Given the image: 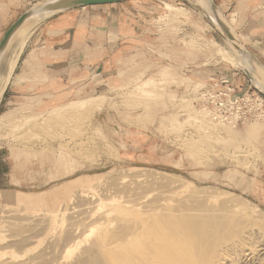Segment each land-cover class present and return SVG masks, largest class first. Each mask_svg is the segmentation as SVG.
<instances>
[{
	"label": "rangeland",
	"instance_id": "1",
	"mask_svg": "<svg viewBox=\"0 0 264 264\" xmlns=\"http://www.w3.org/2000/svg\"><path fill=\"white\" fill-rule=\"evenodd\" d=\"M44 1L47 0H0V35L3 32L5 35L24 12ZM214 1L242 47L254 55L248 42L255 36L257 43L264 47V0ZM166 3L180 11L173 16ZM113 8L120 9L127 18L130 38L127 63L112 79L95 76L75 96L49 108L40 100L31 104H12L7 100L0 103V217L8 220L16 213L14 218L33 213L38 217L36 213L39 212L40 218L45 210L65 203L66 220L89 219L90 215L98 220L99 212L109 207L95 206L98 202L94 198L119 190L115 191L112 179L118 181L122 176L129 184L135 182L137 173H144L156 183L151 190L153 194L161 186H174L172 190L182 192V196L192 187L193 192L215 187L213 194L218 198L229 203L234 201L233 205L243 210L247 218L264 224V115L257 114L255 121L249 118L234 124L218 118L216 121L201 90L214 89L218 82L217 86L223 90L234 87L238 94L255 93L264 98V92L244 72L243 56L199 0H129ZM167 14L170 15L167 17ZM213 41L224 49L225 57L218 49L214 50ZM229 55L234 57V64L229 61ZM254 56L264 64V58ZM94 97L97 100L94 101ZM79 99H88L87 102L92 99L93 102L88 105L86 102L87 106L80 110L60 112L59 108L58 113L50 112ZM189 114L194 115L195 123H192V116L190 123L182 128L177 122H182ZM24 118L32 120L26 122ZM168 177L172 182L169 187ZM173 178L177 179L176 183ZM102 187H110L112 192ZM80 189L86 190L88 197L93 194L94 202L91 200L84 205L72 202L70 195ZM120 192L111 196L118 194L116 199L119 202L122 199L125 204L126 195ZM5 194L8 196L4 197ZM96 195L98 197H93ZM234 195H238L237 198ZM228 196L233 199H226ZM24 204L36 207L33 210ZM21 205L23 217H20ZM69 208L72 211L69 212ZM109 213L105 227L112 225L109 221H113L117 212L114 208ZM101 226L104 227L100 224L99 228Z\"/></svg>",
	"mask_w": 264,
	"mask_h": 264
},
{
	"label": "bare ground",
	"instance_id": "2",
	"mask_svg": "<svg viewBox=\"0 0 264 264\" xmlns=\"http://www.w3.org/2000/svg\"><path fill=\"white\" fill-rule=\"evenodd\" d=\"M199 1L203 7L208 10L207 12H210L213 15L210 0ZM166 6L172 15L173 13L180 11V9L171 3H166ZM53 15L54 13L49 14L46 17ZM169 15L167 14L166 16L168 17ZM43 18L45 17H37L24 24L15 35V38L7 49L5 55L0 59V101L18 64V61L24 52L26 43L33 32L32 29L39 24ZM214 42L215 41H213L212 44L214 45L213 47H215L214 50L218 49L223 56L225 54L223 52L224 49L222 50V48L218 47L219 45ZM243 55H245L244 64H246V66L255 74L260 84L259 88L264 91V67L260 65L253 55L248 54V52H244ZM232 58L234 57H228L229 61L231 60L234 64L235 61H233ZM20 79L23 78L21 77ZM92 99L94 100L95 97ZM92 99H89V102H87L88 99L73 100L68 105L56 107L52 111L50 110V112L58 113L56 110L59 108L60 112L71 111V109L80 110L83 109L84 106L86 107L90 101L93 102ZM206 110H208V107ZM203 111L205 110L203 109ZM60 114L58 116H60ZM175 115L179 116V114ZM28 116L29 115H27V118ZM49 116L52 117V114ZM192 116L194 117V115L189 114V117L184 118L180 123L177 122L176 118V121L173 117L172 118L175 122H177V124H181L183 128L184 124L187 122L190 123L189 121L193 118ZM39 117L40 115L38 118ZM16 118L14 119L17 120ZM31 118L30 120L34 119ZM212 118L213 117L210 119L212 120ZM1 119L2 117H0V120ZM30 120L25 121L30 122ZM198 120L199 119H197V121ZM219 120L218 122L220 123ZM193 121L192 123H195V117L193 118ZM16 122H13V124L16 125ZM20 125L23 126V123ZM179 125H176L175 127H179ZM16 128H18L17 125ZM171 129H173V127ZM19 137L20 136L17 138ZM193 144L194 143H192V146H194ZM202 150L204 151V149ZM243 162L245 163V161ZM134 175H136V173ZM160 175L162 177V174H159V176ZM163 175L165 176V174ZM123 179L122 176L121 180L118 181L117 179H112L114 181H112L114 183H112V185L115 188V191L119 189L126 195L125 197L120 194L121 192L119 193L124 196V200H127L125 201V204L122 199H120L121 204L118 201L119 199H116L118 194L116 196H111L114 195V193L119 192V190L116 192L113 191L114 193L111 195L109 193L103 194L101 192L103 195H99V197L98 195L93 196L98 197V199L94 198V200L98 202L95 206L99 204L101 209L102 207H109L108 210L105 208L107 211H103L102 209L103 214L101 213L102 211L99 212L98 210V215H100V219L98 220V217H96L97 215L95 214V219L92 218L93 215H90L92 216V219L83 218L82 220H66L67 214L65 215V213H68V208L65 203L64 205H62V203L60 206L54 205L51 210H45L46 214L44 211V215L40 218L39 212V214L36 213L39 215L38 217L36 216L37 218L35 217V213L32 214L34 217H31L32 215L30 216V214L27 215L26 213V216L23 217L24 215L22 213V209H24V207L22 205L21 206L23 208L21 207L20 214H22L20 217L23 218H14L17 217V213L15 216L13 215L14 217L11 216V219L9 217L10 220L2 219L0 217V264H264L263 222L262 224H259L254 222L253 219L247 218L248 216L246 217L243 210L233 205L234 201L233 203H229L227 200L223 201L222 198H218L219 196L216 193L213 194L214 191H216L215 187H213L214 190L210 189L213 191L208 194L210 192L209 187L205 189L203 187L201 190L198 189V191L195 189L196 191L193 192V187L191 188L190 185L188 186V189L191 188V190H188V193H185L186 196H182L180 194L182 192L177 193L174 189L172 190L174 186L170 187L171 189L167 188V186H161L162 188L158 192L155 191L156 194L153 191V194L151 190L156 183L146 177L144 173H137V177L135 178L136 180L135 182L132 181L133 183L127 184L125 180L123 181ZM174 179L175 178H173V180ZM168 181L170 182L168 185L169 187L172 182L170 181V178ZM176 181L174 180L173 182L176 183ZM183 181L180 182L183 183ZM181 183H178V185H182ZM96 185L97 183L95 186ZM177 186L175 188H177ZM110 187L108 188L109 190ZM178 188L180 187L178 186ZM106 189L107 188H104L102 190ZM108 189L107 191H109ZM89 193L92 192L90 191ZM221 193L222 192L220 191L218 192L219 195ZM85 194H87L86 190H76L72 192L70 199L73 200L72 202L78 201V204L84 205L87 204V202H91V195H93L91 194L90 197H88L89 195L87 196ZM187 194L189 195L187 196ZM7 196L8 194L4 195V197ZM100 196L102 197L100 198ZM228 198L229 196L226 199ZM74 199H76V201H74ZM236 200L237 199H235V201ZM92 202L94 201L92 200ZM240 203H242V201ZM69 204L73 205L71 202H69ZM236 205H238V201ZM24 206L33 210L34 207H36L25 204ZM89 206H91V204ZM95 206L93 207L95 208ZM83 207L81 208L82 211ZM114 208L117 213H115V217L113 219V214H111L113 216L109 218V220H113L109 221L110 223L112 222L113 226L110 224V227H105L104 223L108 221L107 218L109 217V212ZM3 210L4 209H2V211ZM70 211L72 210L69 208V212ZM11 214L13 213L11 212ZM27 216L29 218H26ZM3 218L5 217L3 216ZM100 224H103L104 227L101 226L99 228Z\"/></svg>",
	"mask_w": 264,
	"mask_h": 264
},
{
	"label": "crops",
	"instance_id": "3",
	"mask_svg": "<svg viewBox=\"0 0 264 264\" xmlns=\"http://www.w3.org/2000/svg\"><path fill=\"white\" fill-rule=\"evenodd\" d=\"M119 4L71 9L37 24L0 103L40 100L49 108L75 96L95 76L112 79L129 52L127 18L113 8ZM257 42L256 36L250 37L248 47L264 58V47Z\"/></svg>",
	"mask_w": 264,
	"mask_h": 264
},
{
	"label": "water",
	"instance_id": "4",
	"mask_svg": "<svg viewBox=\"0 0 264 264\" xmlns=\"http://www.w3.org/2000/svg\"><path fill=\"white\" fill-rule=\"evenodd\" d=\"M129 0H47L43 3H40L31 9L24 12L7 30L5 35L3 36L1 42H0V59L5 55L7 52V49L9 48L10 44L13 42L15 35L18 33V31L23 27L24 24H26L28 21L37 18V17H46L49 14H58L63 11L86 7L90 5H105V4H114V3H122ZM210 6L211 10L213 12V20L214 22L220 26V29L222 30L223 34L226 36V38L229 40L231 45L237 49V51L243 55L244 52H248V54H251L248 50H246L244 47H242L241 42L239 38L235 35L232 27L230 24L226 21V19L222 16L219 6L216 4L214 0H210ZM50 17V16H49ZM253 55V54H251ZM254 56V55H253ZM255 57V56H254ZM256 58V57H255ZM245 59V58H244ZM258 61V59L256 58ZM260 65L264 67V64L258 61ZM242 68L250 81L258 88L260 89V84L255 76V74L246 66V64H242ZM261 90V89H260ZM262 91V90H261ZM264 92V91H263Z\"/></svg>",
	"mask_w": 264,
	"mask_h": 264
},
{
	"label": "built area",
	"instance_id": "5",
	"mask_svg": "<svg viewBox=\"0 0 264 264\" xmlns=\"http://www.w3.org/2000/svg\"><path fill=\"white\" fill-rule=\"evenodd\" d=\"M225 82V81H222ZM214 89L202 88L203 97H207V102L211 106V114L215 119L226 121L227 123H237L241 120H253L264 115V98L255 93L238 94L233 87L221 89L216 82ZM229 85V84H228Z\"/></svg>",
	"mask_w": 264,
	"mask_h": 264
}]
</instances>
